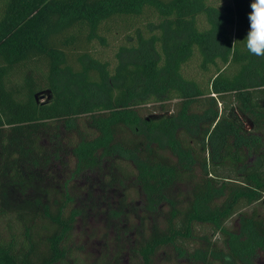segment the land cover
Segmentation results:
<instances>
[{
	"label": "trees",
	"instance_id": "obj_1",
	"mask_svg": "<svg viewBox=\"0 0 264 264\" xmlns=\"http://www.w3.org/2000/svg\"><path fill=\"white\" fill-rule=\"evenodd\" d=\"M251 2L0 0V264L67 260L76 232L99 237L88 264H157L165 248L189 264H259L264 57L244 41ZM115 32L105 58L95 47ZM150 104L163 111L142 114Z\"/></svg>",
	"mask_w": 264,
	"mask_h": 264
},
{
	"label": "rangeland",
	"instance_id": "obj_2",
	"mask_svg": "<svg viewBox=\"0 0 264 264\" xmlns=\"http://www.w3.org/2000/svg\"><path fill=\"white\" fill-rule=\"evenodd\" d=\"M115 38L111 37L110 41H109V46L107 47H101L100 45H97L95 47V50L100 52L105 58L106 57H110L112 58L113 56V47L116 45V38H121L122 35H118V32H115ZM118 35V36H117ZM39 67H36V70H38ZM193 71H195V65H193ZM28 78L33 79V76H25L23 73L21 74V82H20V87L21 89L24 88V91H29V87L30 84L32 83H28L29 81H27ZM34 81V79H33ZM28 86H27V85ZM47 90L41 91L44 93V97L41 96V92L38 93V99L39 101H45L48 94H50L49 92H46ZM166 108L168 110H175V101L173 102H168L166 104ZM165 110V109H164ZM140 111L142 114L144 115H149V114H154V113H160L163 111V108L160 104H150V105H146L140 108ZM247 123V122H246ZM248 125V124H247ZM68 144L71 147V145L76 144L79 141V137L75 134H68ZM73 162L69 159L68 156V169H72L73 166ZM231 165L229 163L226 164V167L220 168L219 169V174L224 175V176H230V172H231ZM122 168L124 170H126L125 174L128 177L133 176L134 174V170L131 167V165L129 163H123L122 164ZM128 181V188H127V196L130 199H134L136 201H140L141 200V196L138 195L137 191L133 188V185ZM250 210V209H247ZM236 217V216H234ZM232 225H235V220L232 219L231 220ZM94 224L92 226V228H95ZM199 229L202 230L205 228H201V226ZM1 230H5V228L3 226L0 225V235H1ZM2 236V235H1ZM99 239L98 235L96 236V238H90L89 236L86 235H82L78 232H76L74 234V238L72 239L70 245L71 248L73 249V253L71 252V254L69 255L67 260H63L57 264H88L89 262H91L92 260L95 259V257L97 256L99 249H100V245L99 242H97ZM126 260L128 261V264H130V258L129 256H125V262ZM169 262L171 263H175V264H189L181 259H175L172 258V254H171V250L170 248H165L164 250L159 251L158 253V259H157V264H168ZM109 263H113L111 262V260L109 261ZM259 264H264V257L260 258L258 261ZM127 264V263H126Z\"/></svg>",
	"mask_w": 264,
	"mask_h": 264
},
{
	"label": "clouds",
	"instance_id": "obj_3",
	"mask_svg": "<svg viewBox=\"0 0 264 264\" xmlns=\"http://www.w3.org/2000/svg\"><path fill=\"white\" fill-rule=\"evenodd\" d=\"M250 9L246 48L251 55L264 57V0H252Z\"/></svg>",
	"mask_w": 264,
	"mask_h": 264
},
{
	"label": "water",
	"instance_id": "obj_4",
	"mask_svg": "<svg viewBox=\"0 0 264 264\" xmlns=\"http://www.w3.org/2000/svg\"><path fill=\"white\" fill-rule=\"evenodd\" d=\"M46 92H48V91H46ZM41 96L44 97V93L43 92H41ZM48 97H50V95H48ZM36 98H38V94H36Z\"/></svg>",
	"mask_w": 264,
	"mask_h": 264
}]
</instances>
